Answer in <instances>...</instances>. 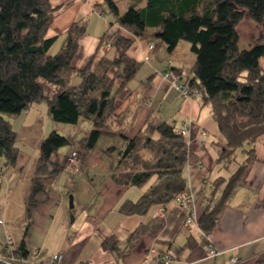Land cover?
I'll use <instances>...</instances> for the list:
<instances>
[{"label": "trees", "instance_id": "obj_1", "mask_svg": "<svg viewBox=\"0 0 264 264\" xmlns=\"http://www.w3.org/2000/svg\"><path fill=\"white\" fill-rule=\"evenodd\" d=\"M130 1L122 14L114 0L101 2L113 16L108 25L118 26L110 41L111 53L75 68L72 61L86 30L84 18L73 21L57 51L50 52L58 35H48L53 10L49 0H0V155L8 167L16 164L19 154L17 132L4 114L16 115L33 104H45L47 117L53 121L88 124L79 131L83 154L103 140V150L116 156L111 172L116 184L146 186L136 200L127 199L119 205L120 213L144 215L154 205L165 207L187 190L183 169L194 160L182 128L165 120H147L129 137L117 129L114 113L119 92L140 67L127 53L133 36L155 41L151 51L162 52L166 71L179 76L180 70L169 65L177 43L186 40L195 56L189 67V87L211 107L225 140L217 163L227 168L237 162L238 152L246 156L228 177L218 176L209 184L198 219L201 230L209 233L241 184L254 158L255 142L264 134V67L259 63L264 42L239 48L236 30L245 15L256 22L264 20V0ZM73 141L71 134L61 135L54 129L43 137L25 196L27 226L39 194L46 191L47 179L65 169L66 161L60 164L52 154L65 145L73 148ZM158 226L139 224L128 233L124 245L113 233L98 231L97 236L100 247L119 259ZM13 252L29 255L24 240Z\"/></svg>", "mask_w": 264, "mask_h": 264}, {"label": "crops", "instance_id": "obj_2", "mask_svg": "<svg viewBox=\"0 0 264 264\" xmlns=\"http://www.w3.org/2000/svg\"><path fill=\"white\" fill-rule=\"evenodd\" d=\"M49 3L53 10L48 35H58L54 44L62 43L63 33L73 21L78 18L86 20L85 33L79 39L72 61L75 68H82L91 58L98 60L110 51V41L118 26L108 25L109 20L101 13L104 7L95 6L100 2L49 0ZM122 31L131 36L126 30ZM148 43L155 44V41L133 36L127 53L140 63V67L116 98L115 123L119 132L129 137L134 136L147 120H165L179 128L187 125L184 136L194 160L184 166L183 173L187 191L193 197L195 222L191 225L184 223L183 212L175 199L166 204L162 218L153 216L160 205L152 206L144 215L120 213L119 205L127 199L136 200L146 186L116 184L111 178L116 156L109 165L103 160V156L107 155L105 152L91 150L82 155V164L76 170L68 172L63 169L62 173L56 174L60 176L68 172L69 177L73 175L68 179L71 182L68 185L73 187L78 180H83L82 174L86 173L88 167L87 173L91 179L88 189L91 192L83 204L79 203V212L74 218L64 204L63 194V198L52 199L57 197H54L55 190L51 187L47 193L39 194L40 201L27 226L25 196L42 138L36 145L38 153L33 157L19 148L17 162L13 166L5 167L0 155V250L6 246L10 236L12 249H16L24 240L29 254L37 252L36 260L61 252L64 264H143V258L150 249L162 252L169 248L177 254L169 264H264V134L255 142L254 158L241 184L229 198L215 227L205 233L198 226V219L210 182L218 176L228 177L246 156L241 151L243 159L227 168L217 163L218 151L225 140L211 114V107L203 104L199 93L189 98L178 94L162 75L168 68L162 52L150 51L149 58H144ZM172 56L169 66L171 69L178 68L180 76L195 60L194 54H189L186 59L177 57L174 52ZM46 111L45 104H33L19 114H4V117L15 127L17 137L24 130L34 136L32 132L38 129L42 119H48ZM67 155L64 156V164ZM90 168L94 169L93 173L89 172ZM141 223L149 228L159 226L146 232L135 247L124 252L119 259L100 247L98 231L115 234L124 245L128 233ZM208 242L217 250L216 255L209 257L202 249ZM232 257L236 260L232 261Z\"/></svg>", "mask_w": 264, "mask_h": 264}, {"label": "rangeland", "instance_id": "obj_3", "mask_svg": "<svg viewBox=\"0 0 264 264\" xmlns=\"http://www.w3.org/2000/svg\"><path fill=\"white\" fill-rule=\"evenodd\" d=\"M116 4L119 7V12L122 14L124 11H126L127 6L131 3L130 0H114ZM210 1V0H206ZM97 2H100V5L102 6L103 0H97ZM102 2V3H101ZM105 8V7H104ZM102 15L106 20H113V16L109 14L108 12L102 11ZM236 30L238 32V46L239 48H248L250 45H252L255 42H264V20L262 22H256L247 15L243 16L236 25ZM60 43H56L52 46L50 49V52H56ZM175 55L177 57L186 59L189 54H193L190 50V43L186 40H180L177 43V46L174 51ZM259 63L262 67H264V56H261L259 58ZM191 71L189 67L186 68L183 76H181V80L184 82H189ZM12 125V124H11ZM15 125V124H14ZM88 124L86 122L79 123L77 125L72 124H65L61 122H56L51 120L50 118L47 119V121L42 119V123H39L38 129L35 130L33 133L34 136L31 135V133L26 130L21 131L20 135L17 137L16 145L23 151V153H26L28 156H35L38 151L36 150L37 143H40V140L45 137L52 129L56 130L61 135H72L74 136V141L71 145H74L73 148H70V145H65L60 148H58L51 156V158L60 164H64V156L65 154H68L70 151L75 150L77 152V157L79 159L80 165L83 155V148L81 143L79 142L80 135L79 131L86 128ZM13 127V126H12ZM20 127V126H19ZM15 129V127H13ZM20 129V128H17ZM30 134V135H29ZM103 140L100 139L97 146H95L92 151L95 152H105L107 155L103 156V160L107 164L113 163V157L115 155L110 156L109 153H107L105 150H103L102 145ZM39 145V144H38ZM86 155V153H85ZM243 159V155L241 152H238L237 160L240 162ZM234 163V162H233ZM231 163V165H233ZM84 165H82L83 167ZM95 167V166H93ZM88 168V167H87ZM86 168V173L82 174L81 179L78 180L76 185H68V183H71L68 179L73 177L71 175L68 176V172L70 170H67V173L60 174V176H52L51 178L47 179L46 181V193L50 190L51 187L55 190L53 192L54 197L52 198L58 200L63 194L65 199V205L67 209L69 210V214L71 217L74 218V216L79 212V203L83 204L86 198H88L91 189L89 188L88 181L90 182L91 179L88 176ZM81 170V169H80ZM94 169L90 168L89 172L93 173ZM63 170H61L59 173H62ZM91 177V176H90ZM71 191V192H70ZM70 195L73 198V201H75V206L73 202V206L69 207V199ZM60 196V197H59ZM70 218V217H69Z\"/></svg>", "mask_w": 264, "mask_h": 264}, {"label": "built area", "instance_id": "obj_4", "mask_svg": "<svg viewBox=\"0 0 264 264\" xmlns=\"http://www.w3.org/2000/svg\"><path fill=\"white\" fill-rule=\"evenodd\" d=\"M154 48L153 43H148L147 52L144 58L147 60L149 58V52ZM163 77L168 79L171 86L178 92L183 98H189L191 96H197L198 92L189 87L188 82L181 80V77L178 74L172 73L170 71H163ZM213 114V111L211 112ZM187 125L181 129V134L186 135ZM79 159L77 157V152L72 150L66 157V170H76L79 167ZM175 200L179 203L181 210L184 211V223L187 225L193 224L194 221V209H193V197L188 193L187 190L181 191L176 197ZM154 217L162 218L164 216V206L160 205L153 214ZM10 236L7 238L6 246L0 250V264H64V256L61 252H56L54 254L46 256L42 260H36L35 256L37 252L30 253L28 256L23 257L19 254L13 252V249L10 247ZM202 249L207 256H214L218 252L215 247L208 242L204 244ZM175 250L169 248L165 251H156L155 249H150L143 258V264H151L152 262H159L162 264H169L171 260L176 258ZM232 261H235L236 258L232 257Z\"/></svg>", "mask_w": 264, "mask_h": 264}, {"label": "water", "instance_id": "obj_5", "mask_svg": "<svg viewBox=\"0 0 264 264\" xmlns=\"http://www.w3.org/2000/svg\"><path fill=\"white\" fill-rule=\"evenodd\" d=\"M73 206V198L72 196L70 195V199H69V207H72Z\"/></svg>", "mask_w": 264, "mask_h": 264}]
</instances>
